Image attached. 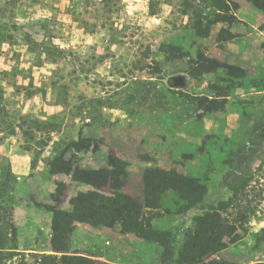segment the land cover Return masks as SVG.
<instances>
[{"label":"rangeland","instance_id":"1","mask_svg":"<svg viewBox=\"0 0 264 264\" xmlns=\"http://www.w3.org/2000/svg\"><path fill=\"white\" fill-rule=\"evenodd\" d=\"M182 1L0 0V264H44L45 255L65 264L48 238L51 210L70 211L69 200L89 185L51 170L105 169L113 156L126 164L124 193L141 203L147 168L199 179L206 188L199 205L174 214L168 193V213L151 219L172 233L174 252L195 216L226 203L248 177H263L264 9L228 0L226 14L205 10L214 24L200 38ZM220 29L234 38L217 42ZM200 53L210 72L196 70ZM14 155L28 166L22 176L11 171ZM250 184L259 196L238 231L247 233L210 260L264 263V183ZM222 209L234 217L230 206ZM109 230L104 250L119 256L110 262L140 263L137 249L119 252L131 233ZM69 235L65 254L108 264L69 253Z\"/></svg>","mask_w":264,"mask_h":264},{"label":"trees","instance_id":"2","mask_svg":"<svg viewBox=\"0 0 264 264\" xmlns=\"http://www.w3.org/2000/svg\"><path fill=\"white\" fill-rule=\"evenodd\" d=\"M253 7L264 9V0H247ZM103 2V1H102ZM205 10L214 14H226L229 11L228 0H183L182 14L188 17V24L195 36L206 38L211 26L214 24L211 16ZM212 13V14H213ZM153 14V11L151 12ZM234 36L220 29L216 41L225 42ZM172 52L180 53L176 46L168 45ZM211 61L201 53L197 55L196 64L199 72H210L208 65ZM59 163H63L59 159ZM65 165H67L65 163ZM55 168V167H54ZM126 164L113 156L107 159L105 169H86L79 166H67L64 171L51 173H64L71 177L77 184L91 186L92 190L79 192L69 200L70 211L51 210L53 218L51 222V247L55 252H61L60 260L65 264H91L93 261L82 256H69L66 253L67 237L73 230V224L85 223L93 227L112 228L118 226L121 233H131L136 237L158 244L162 248L161 263L165 264H220L219 260H210L229 244H233L243 235L242 230L248 223L249 217L254 215L257 204L255 198L259 196L254 192V184L263 186V177L256 181L248 177L244 182L231 189L232 196L229 200L219 205L210 207L201 215L194 217V229L184 236V241L178 251L174 252L172 233L156 230L151 226V219L155 212H167L165 199L168 193L175 197L176 207L174 214H182L199 205L206 193L205 185L199 179L183 176L174 171H164L157 167L147 168L142 175L143 202H139L124 193L127 172ZM108 187L109 194H104L101 188ZM233 210L234 217L231 220L223 217L222 208ZM10 239H14V230L11 224L6 225ZM6 243L3 231L0 232V255L3 245ZM55 255L41 256V263L53 264ZM210 260V261H208ZM264 264V263H255Z\"/></svg>","mask_w":264,"mask_h":264},{"label":"crops","instance_id":"3","mask_svg":"<svg viewBox=\"0 0 264 264\" xmlns=\"http://www.w3.org/2000/svg\"><path fill=\"white\" fill-rule=\"evenodd\" d=\"M23 156L14 155L10 159V168L14 175L22 176L28 171V166L24 161ZM84 190H92L90 186H85ZM51 229V223H49ZM264 226V225H263ZM49 229V228H48ZM110 228L107 227H93L85 223H74L73 230L69 235L68 249L71 254H83L95 261L102 263H111V255L104 250L103 242L109 237ZM254 227L251 228V231ZM133 234L123 235L124 249L119 252H129L130 250H138L144 258L138 264H153L155 260L160 259L162 248L154 243L144 241L137 237H132ZM52 237V232L49 233V239ZM114 257H119L114 255ZM112 257V259L114 258ZM116 262V261H114ZM115 264V263H111ZM126 264H130L127 262Z\"/></svg>","mask_w":264,"mask_h":264},{"label":"clouds","instance_id":"4","mask_svg":"<svg viewBox=\"0 0 264 264\" xmlns=\"http://www.w3.org/2000/svg\"><path fill=\"white\" fill-rule=\"evenodd\" d=\"M129 11L131 12V11H132V9H131V8H129Z\"/></svg>","mask_w":264,"mask_h":264}]
</instances>
